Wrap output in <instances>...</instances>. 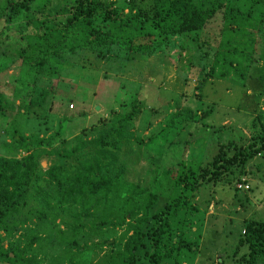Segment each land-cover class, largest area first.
Listing matches in <instances>:
<instances>
[{"label": "rangeland", "instance_id": "374dc122", "mask_svg": "<svg viewBox=\"0 0 264 264\" xmlns=\"http://www.w3.org/2000/svg\"><path fill=\"white\" fill-rule=\"evenodd\" d=\"M111 1L122 4L124 0ZM6 5V0H0V101L4 107L0 110V156L20 159L28 154L15 142L16 136L35 140L59 130L66 141L72 142L83 132L90 139L95 136L92 128L105 125L115 115H129L134 108L140 112L123 136L127 144L123 152H115L119 184L114 185L102 211L87 215L85 206L69 205L66 199L60 202L62 196L58 201L60 195L44 180L39 186L50 201L43 213L47 218L38 217L43 207L31 201V209L25 208L28 214L16 216H29L26 224L0 227V245L9 250L31 244L25 258L35 257L39 264H68V254L77 250L68 239L91 247L102 241L106 245L96 249L98 256L94 255L92 264H124L118 239L128 224L133 234L139 221L105 227L101 235L96 234L97 213L115 223L125 214L139 215L150 193H169L162 187L173 181L171 175L204 166L221 147L230 142L246 144L258 131L253 121L264 110V21L260 29H251L238 71L224 78L209 74L222 41L221 31L229 32L221 13L203 30L171 37L152 54L148 46L142 51L117 44L104 51V58L87 51L78 53L76 61L67 57L61 69L40 75L37 67L20 59L22 49L29 43L33 49L34 44L20 35L24 30L21 20L8 24L4 20ZM36 88L50 90L38 103L30 101ZM65 146L59 143L45 149L33 145L30 153L47 168L58 153L68 149ZM247 171L232 185L210 183L189 198V207L178 216L185 222L183 231L194 242L195 252L180 257V264H234L233 252L245 237L247 223L264 220L263 158L251 160ZM239 182L249 184L250 189H239ZM80 224L86 226L76 233L71 225ZM90 232L96 239L84 235ZM111 250V261L106 263L103 255ZM244 251L247 246L240 247V253ZM0 264L16 263L2 260Z\"/></svg>", "mask_w": 264, "mask_h": 264}, {"label": "trees", "instance_id": "16d2710c", "mask_svg": "<svg viewBox=\"0 0 264 264\" xmlns=\"http://www.w3.org/2000/svg\"><path fill=\"white\" fill-rule=\"evenodd\" d=\"M6 3L4 20L7 24L21 20L24 30L20 35L31 39L34 44L33 49L31 43L27 46L31 48L30 53L26 52L27 47L22 49L20 59L37 67L40 75L48 69H61L67 57L73 56L76 61L78 53L81 55L87 51L104 58V51L117 44L130 50L136 46L142 51L148 46L152 54L171 37L203 30L221 13L229 32L221 31L222 41L209 74L224 78L231 71H238L241 59L245 57V45L249 43L251 29H260L264 21V0H124L122 4L111 0H6ZM49 91L36 88L35 97L30 101L38 103ZM3 108L0 101V110ZM139 112L140 109L134 108L129 115H115L105 125L92 128L91 134L95 132V136L90 139L87 138L89 134L83 132L72 142L66 141L59 130L48 138L35 140L16 136L15 142L28 154L20 159L0 156V227L26 224L29 216L21 219L16 216L28 214L25 208L31 209L30 203L34 200L43 207L38 217L47 218L43 213L50 208V201L46 200L44 189L39 186L44 180L56 189L60 195L58 201L62 196L60 202L64 199L65 203L66 199L69 205L85 206L87 215L91 211H102L120 178L115 152H123V146L127 145L123 136L129 133L128 126H133ZM253 122L255 126L258 123L259 128L256 127L258 131L246 144L230 142L204 166L196 170L181 169L176 175H171L173 181L170 179L169 186L162 187L169 193H150L143 201L139 215L125 214L115 223L106 215L97 213L96 234L102 235L105 227L138 220L133 234H130L132 226L128 224L118 239L122 262L180 264V257L195 252L194 242L183 231L185 222L178 216L189 207V198L210 183L232 185L234 181H240L248 174L247 166L251 160L256 157L264 160V110ZM59 143L66 144L68 149L58 153L56 160L47 168L30 153L33 145L49 149ZM120 186L124 188L121 182ZM123 194L127 196L128 192ZM71 226L79 233L81 230L78 229L86 225ZM179 230L181 232H177ZM96 234L84 233L92 239H96ZM69 241L76 245L77 250L68 254V264H92L94 255L98 256L96 249L106 245L101 241L98 246L91 247L86 243L81 246L75 240ZM30 246L5 250L0 245V261L39 264L35 257L25 258ZM243 246H247V251L240 253ZM233 253L234 264L264 263V220L247 223L245 237L238 240ZM112 254L113 250L108 251L102 260L109 263Z\"/></svg>", "mask_w": 264, "mask_h": 264}, {"label": "built area", "instance_id": "2783aa9c", "mask_svg": "<svg viewBox=\"0 0 264 264\" xmlns=\"http://www.w3.org/2000/svg\"><path fill=\"white\" fill-rule=\"evenodd\" d=\"M239 189L242 190H248L250 188L249 184L245 183V182H239V184H237Z\"/></svg>", "mask_w": 264, "mask_h": 264}, {"label": "water", "instance_id": "95a60500", "mask_svg": "<svg viewBox=\"0 0 264 264\" xmlns=\"http://www.w3.org/2000/svg\"><path fill=\"white\" fill-rule=\"evenodd\" d=\"M42 166H43V164H42Z\"/></svg>", "mask_w": 264, "mask_h": 264}]
</instances>
